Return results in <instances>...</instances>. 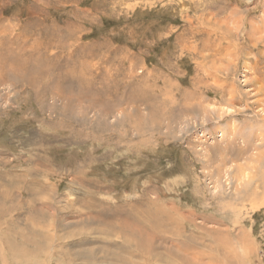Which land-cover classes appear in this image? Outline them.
I'll use <instances>...</instances> for the list:
<instances>
[{"label": "rangeland", "instance_id": "obj_1", "mask_svg": "<svg viewBox=\"0 0 264 264\" xmlns=\"http://www.w3.org/2000/svg\"><path fill=\"white\" fill-rule=\"evenodd\" d=\"M0 264H264V0H0Z\"/></svg>", "mask_w": 264, "mask_h": 264}]
</instances>
